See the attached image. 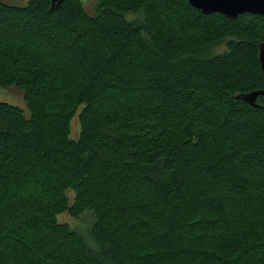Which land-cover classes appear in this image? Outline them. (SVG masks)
<instances>
[{
	"label": "trees",
	"instance_id": "trees-1",
	"mask_svg": "<svg viewBox=\"0 0 264 264\" xmlns=\"http://www.w3.org/2000/svg\"><path fill=\"white\" fill-rule=\"evenodd\" d=\"M92 1V15L84 0L57 8L50 0L0 4V89L20 91L28 113L0 100V264H128L121 249L131 234L165 247L156 264L171 248L186 264H264V231H247L241 251H189L177 237L181 226L183 236L204 241L227 220L218 202L238 182L234 172L246 163L264 168V95L253 105L239 98L264 91L257 57L264 17L206 15L185 0ZM18 24L43 44L6 42ZM65 43L82 50L76 59L90 75L81 79L69 51L61 55ZM72 67L75 95L67 106L58 97L70 88ZM145 82L152 86L143 103L108 101L111 88L133 95ZM171 90L174 97L162 95ZM207 97L218 101L216 117L177 112L187 104L186 111H200ZM236 129L249 138L239 142ZM202 173L224 182L209 184ZM140 190L160 204H123ZM63 214L70 222L59 221Z\"/></svg>",
	"mask_w": 264,
	"mask_h": 264
},
{
	"label": "rangeland",
	"instance_id": "rangeland-1",
	"mask_svg": "<svg viewBox=\"0 0 264 264\" xmlns=\"http://www.w3.org/2000/svg\"><path fill=\"white\" fill-rule=\"evenodd\" d=\"M0 4L4 5L6 8L9 6H25L27 4V0H0ZM83 9L88 15H92L95 9V3L92 0H86V2L83 3ZM140 16H128L129 21H137L140 20ZM175 20L178 19V15H176ZM183 25H186L188 28L194 29V22L190 17L185 18H179ZM3 30L4 27L1 24ZM0 27V32H1ZM10 32L6 34L5 41L6 42H14L17 39L26 41L27 45L31 42L38 41L40 44H43V41H41L37 36L32 34L29 31H33L28 27L23 28L18 24L16 27L9 30ZM27 31V32H25ZM198 31V29H197ZM2 38V34L0 33V39ZM68 43L62 44V46L58 45L59 52H61V55L65 53L66 51H69L66 54V60L70 65L78 66L80 69H82L83 74L81 76V79L83 77L90 75L92 72H90L86 65L83 62H79L76 59V54H80L79 52H82L81 49H73L68 45ZM29 46V45H28ZM42 47V45H41ZM40 47V48H41ZM69 48V49H67ZM79 51V52H78ZM38 55H44L43 51H36ZM76 53V54H75ZM73 69V78L70 85V88L62 93L58 97V101L63 103L64 105H71L74 101L73 96L75 95V87H76V80H75V73L74 68ZM196 81V80H195ZM197 82V81H196ZM165 89H171L172 83L171 81L167 80V82L164 83ZM149 86H152L151 83L145 82V89L142 93L137 92L135 89H133V95L129 92L126 94L120 93L118 89L111 88L110 91L107 92L108 101H110L112 104H120L125 100H130L131 103H143L145 100L149 99L148 95L151 94L149 92ZM194 86L198 87L199 84H195ZM201 90L202 92L205 91V89L198 87L197 91ZM158 95V93L156 94ZM155 95V96H156ZM173 96L172 90L171 93L162 94ZM162 96V97H163ZM163 99H168L171 101L173 106H175L177 103H175L170 97H163ZM0 100L11 102L13 104L18 105L23 110H25V106L22 100V94L20 91L16 89H8V90H1L0 89ZM107 101V102H108ZM193 103V102H190ZM217 103L218 101L215 99H211L210 97H207L202 102V109L199 111L195 109V107L191 108L189 111H186V108H190L191 104L187 105H181L177 106V112L179 114H185L187 118H197L201 121H206V117L209 119H212L216 117L219 113L217 109ZM80 107L78 108V111L76 115L74 116L72 120L71 125V138L76 139L79 131V126L77 122V114L80 112ZM25 115L28 116L27 111L25 110ZM237 126V125H236ZM243 129H240L239 131L236 129L234 131L236 133V138L238 139H246L249 138L247 136V132H243ZM239 141V140H238ZM241 142V141H239ZM246 167L244 170L237 169L234 174L235 177H237L238 182L236 181H230L229 186L232 188H227L226 193L222 199L219 200L218 206L221 211H224L227 215V220L218 225L216 228L210 231L209 236L202 242H199L198 240H194L192 237H185L183 236V227H178V233L177 237L180 240H184V243L189 251H199V252H214L217 250V247L221 249L223 246H232L234 245L237 247L239 251L247 247V241L245 236L248 234L247 231H252L255 234L261 233L264 231V168H250L249 165L246 163L245 166L240 165V167ZM213 172V171H211ZM200 180H203L209 184H220L221 182H224L222 178H218L217 175H209L206 173L201 174ZM228 184V183H227ZM227 187V186H226ZM24 192L26 194H30L28 190V186L24 189ZM18 193H21V191H18ZM150 194L148 191H138V193H135L133 195H127L125 198V204L129 200L135 202V203H146L147 205H157L160 204L159 196L151 197L148 194ZM163 200V198L161 197ZM130 201V202H131ZM165 201V200H164ZM166 203V202H165ZM161 205H164L163 203ZM60 222H70V219L66 214H63L58 217ZM177 239V240H178ZM182 247L184 245L183 242H180ZM232 246V247H234ZM165 247L159 243L147 241L144 238L136 237L135 234H131L128 236V240L126 242V245L123 247V251L121 249V254L123 257L126 256V260L128 259V264H156L154 257L157 254H162ZM172 251L173 248H171ZM170 250V253L162 258L160 261H162L161 264H186L184 261L182 262L180 258H178L176 255L178 252L174 251L172 252ZM231 252V250L227 251ZM196 254V253H195ZM194 254V255H195ZM159 257V255H158ZM157 257V258H158ZM193 257V256H192ZM238 257V256H236ZM186 258V257H185ZM197 258V257H196ZM195 259V258H194Z\"/></svg>",
	"mask_w": 264,
	"mask_h": 264
},
{
	"label": "water",
	"instance_id": "water-1",
	"mask_svg": "<svg viewBox=\"0 0 264 264\" xmlns=\"http://www.w3.org/2000/svg\"><path fill=\"white\" fill-rule=\"evenodd\" d=\"M86 2V0H84ZM194 9L203 14L218 13L228 19H235L244 13L251 15H260L264 17V0H185ZM62 0H51V8H57ZM258 63L264 79V42L258 45ZM258 95H264V91H254L249 94L239 96L250 105Z\"/></svg>",
	"mask_w": 264,
	"mask_h": 264
},
{
	"label": "flooded vegetation",
	"instance_id": "flooded-vegetation-1",
	"mask_svg": "<svg viewBox=\"0 0 264 264\" xmlns=\"http://www.w3.org/2000/svg\"><path fill=\"white\" fill-rule=\"evenodd\" d=\"M50 2H51V0H50Z\"/></svg>",
	"mask_w": 264,
	"mask_h": 264
},
{
	"label": "bare ground",
	"instance_id": "bare-ground-1",
	"mask_svg": "<svg viewBox=\"0 0 264 264\" xmlns=\"http://www.w3.org/2000/svg\"><path fill=\"white\" fill-rule=\"evenodd\" d=\"M247 94V93H246Z\"/></svg>",
	"mask_w": 264,
	"mask_h": 264
}]
</instances>
